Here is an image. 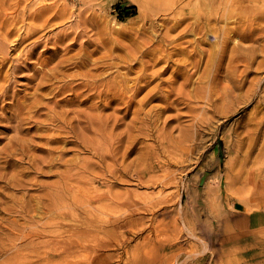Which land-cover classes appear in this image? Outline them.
Here are the masks:
<instances>
[{"label":"rangeland","instance_id":"rangeland-1","mask_svg":"<svg viewBox=\"0 0 264 264\" xmlns=\"http://www.w3.org/2000/svg\"><path fill=\"white\" fill-rule=\"evenodd\" d=\"M139 1L141 5L134 0H0V44H5L0 58L6 56L4 66L0 65V83L9 87L10 94L0 98V115L17 109L13 97L28 98L32 102L42 92L49 91L48 88L36 90L37 80L29 78L35 70H43V60H48V56L30 58L35 68L29 66L16 71L13 67L31 50V39L22 43L21 40L31 36L30 28L38 24L42 3L48 9L43 18L52 26L35 34H45L40 50L47 47L48 37L54 41L58 31L71 32L62 38L70 42L73 37L76 45L71 52L78 51L89 41L96 48L92 57L99 61L106 55L117 57L127 51L123 49L142 43L147 48L152 47L158 59L155 65L145 69L149 73L148 83L138 97L147 95L153 86H158L157 90L162 93L141 109H137V103L130 108L119 104L124 101L122 96L127 99L132 96V81L129 88L118 89L116 96H109L114 97L115 102L103 115L122 117L114 130L116 138L121 136L116 144L120 152L116 160L107 161L112 169L119 170L114 177L112 174L106 180L101 177L103 172L109 171L105 166L80 167L82 162L99 164L100 160L98 154L77 146L82 140L66 146L59 144L53 154L57 155L56 159L63 156L64 161L42 169L34 168L29 157L22 155L19 149L14 164L25 170V177L32 184L9 189L16 200L12 212L7 205L5 208L6 203L0 205V236L6 235L9 225L16 228L15 243L17 250H22V258L30 247L40 249L43 259H50L47 250L63 245L66 262L70 264H264V199L262 187H258V183L262 186L259 178L264 177V124L255 135L257 148L249 152L244 125L253 105H238L239 97L233 94L225 102L221 101L226 90L237 88L235 84L242 69V54L237 51L241 46L234 41L237 33L228 44L223 59L225 68L217 70L215 67L223 46L222 31L225 27L239 26L247 15L264 13V0ZM200 24L209 26V33L198 30ZM136 55L143 60L153 57ZM49 66L51 64H47L45 70ZM121 71H127L125 64L114 65L104 75ZM157 71H163L162 76H155ZM130 72L137 75L142 70L137 63ZM262 73L263 70L252 72L250 77H259ZM170 76L177 79L170 82L167 79ZM96 87L101 95L81 105H61L55 110L42 105L39 111L59 114L65 111L70 118L71 109L102 108L95 104L107 92L104 84H96ZM62 96L73 98L74 94L67 91ZM30 102H24L28 103L27 108ZM229 106L235 108L232 110ZM3 115L0 117V153L14 146L11 138L17 124L3 120ZM139 117L148 122L144 138L136 141L126 128L130 122L139 128L142 125ZM73 122L76 126V119ZM28 123L25 125L32 124ZM50 126L48 133L64 137L70 134L63 128L55 130ZM46 128L35 124L30 133ZM35 141L32 143L41 144V148L49 146L45 138L37 137ZM18 146L20 148L21 144ZM139 147L142 148L141 165ZM30 150L35 155H45L44 150ZM3 166L5 159L0 158V171L7 177L16 171L13 166L5 170ZM75 171L82 178L80 181L75 179ZM238 174H242L241 177ZM4 185L5 182H0V188ZM59 188L66 191L65 203L61 206L64 214L51 209L52 203L45 195ZM112 195L126 199V218L121 219L120 213L113 217L92 207L94 202L97 206L108 205ZM2 199L5 201L7 197ZM84 206H91L96 212L83 210ZM121 207H125L124 202ZM115 218L121 219L119 227ZM91 225H98L97 230H117L110 248L94 243L93 238L100 231H94ZM124 229L126 233H122ZM78 236L86 243L76 242Z\"/></svg>","mask_w":264,"mask_h":264},{"label":"bare ground","instance_id":"bare-ground-1","mask_svg":"<svg viewBox=\"0 0 264 264\" xmlns=\"http://www.w3.org/2000/svg\"><path fill=\"white\" fill-rule=\"evenodd\" d=\"M134 1L135 3L141 5V1L139 0H134ZM39 3H41V1ZM47 10L48 9L45 6V4L42 3L38 10L39 18H40V19L37 18L39 19L38 24H35L33 27L30 28L31 36H29L28 38H22L21 40L22 43L23 41H28L31 39L29 41V44H31V50L25 56V58L22 59L21 62L15 64L13 67L17 69L16 71L24 70L29 66L35 68V66H33L31 62H29L30 58L37 57L38 59H41L42 55L48 56V60H43V64H45L42 65L43 70L40 69L35 70V74L33 76H29V78L33 81L37 80L36 90L40 91V90H45L44 88H48L49 91L47 92L45 90L46 91L45 93L42 92L40 96L34 99L32 98L33 99L31 100L32 102H30L28 98L19 97L18 100L16 97H13L15 102H17L16 106L18 104L17 109L12 110L8 114L6 113L4 115L1 114L3 115V120L17 122V124H15L16 126H14L13 128L15 133L12 135L11 138L12 139L11 143L14 144V146L11 145V147L9 146L5 148L0 153V158L5 159V166H3L2 168L5 170L10 165L13 166V169H16V171H14L8 177L4 172L0 171V182H5V185L2 188H0V205L6 203L5 208L7 205L10 212L13 211V207H14L13 201L16 200V196L12 194L9 191V189L16 188L19 185L25 187L26 185L30 186L32 184V182L26 179L25 170L18 169L14 164L16 157H18L17 151L19 149L22 155H27L29 157V161L33 163L34 168L38 167L42 169L46 165L52 166L57 161L58 163H62L64 161L63 156H61L62 159L59 158L56 159L57 155L53 154L54 151H56L58 147H60L59 144H64V146H66L69 143H77V141L82 140L81 144H78L77 146H79L82 149L89 150L93 154H98L100 156V160H99V164L94 161L91 162L87 161L86 163L82 162L81 163L82 165L80 167H83L84 169H92L96 167L105 166L109 171L103 172L101 177L105 178V180L108 179L107 177H109V175L111 174L112 177H114L115 175H117V172L119 170L116 171L115 169H112L111 168L112 166L109 163H107V161L109 158H111L112 160H116L118 157V152H120V149H118V145L116 144L120 142L121 136L117 135L118 138H116V134L114 133V130L118 125H120L119 121L120 119H122V117H120L119 115H110V114L103 115V111L106 110V108L109 107L113 102H115L114 97H109V96L110 95L116 96V94H118V89L124 87L129 88L128 84L131 81L133 82L132 83L133 89H131L133 90L132 96L129 99L122 96L121 99H123L124 101H120L119 103L120 106H123L125 108H130L133 103H137V105H139L137 109H141V107H143V105L149 102L150 99L156 98L158 96L160 97L162 95V93H160V91H158L156 88L158 86H153L151 88V91L147 94L148 96L143 94L141 97H138L141 91L144 90V88L148 83L147 75L149 73H147L145 69L147 67L149 68V66L151 65L152 66L155 65L158 59V56H156V54L152 52V47L149 48L148 46L147 48L142 43L136 44L135 46L129 49L127 48L123 49L122 51L124 50L127 51H124L123 52L124 54L119 53L117 57H114L113 55H106L105 59L99 61L98 59H94L92 57L94 52L96 51V48H94L89 41L84 42L82 44V47L78 51L71 52V50H73L74 46L76 45L73 37H72L73 41L70 42L62 41L63 40L62 38L71 35V32L58 31L56 33V36L54 37V41H52V38L48 37L49 40H46V44H45L47 47L40 50V47L44 44L42 42V38L43 36H45V34L43 35H35V34H37L40 31H45L49 29L50 26H52V24L49 23L48 19L43 18L44 16L43 14L47 12ZM140 11L142 14L143 10L141 8ZM197 28L203 34H207L211 30L209 26L204 24H200ZM52 29L53 27L48 32H50ZM234 33H237V37L236 39H234V41L237 42V45L241 46V48H238L237 51L242 54V59H241L242 69L238 74V81L235 84L237 88L236 89L232 88V90L230 91L226 90L221 101L225 102L226 101L225 99L231 98L232 97L231 95L233 94L239 97L240 101L237 103L238 105L240 103H242V105H245L247 107L253 105L252 110L248 113V115L245 118L246 122L244 125L245 132L247 133L246 137L249 140L247 150L251 152L253 149L257 148L255 135H257L258 132H260V126L264 124V114L259 115L260 113H264V73H262L259 77L258 76L250 77V74L252 72H259V70H263L264 72V13H261L259 15L255 14L253 17L248 15L245 16L241 21V24L239 26H236L235 28L225 27V29L222 31L223 46L220 50V58L217 64L215 65L217 70H220L221 67L225 68V63L223 59L225 55H227L226 53H227L228 44L231 40H233L235 35ZM203 41H206V39H204ZM59 48H61V50L63 51H60ZM4 50H5V44L1 43L0 52H4ZM136 54L139 55L151 54L153 57L149 58V60H143L135 57L137 56ZM258 56H262V57L258 59ZM5 59L6 56L4 54L0 58V65L4 66ZM133 59L136 61L133 62L132 61ZM137 63L139 64V67L142 70V72L137 75H131L130 71L134 69V66ZM47 64L48 65L51 64V66L46 68L48 70H45ZM116 64H125L127 71H125V73H123L122 71L118 72L116 75H104L105 71H109ZM11 66L12 64H10L9 68H11ZM75 67L77 68L76 69L77 71H71V69ZM224 71L227 72L226 70ZM162 74L163 71L154 72L155 76H162ZM80 77H82L83 80L78 81L77 79ZM167 79H170V82H173L177 79V77L170 76ZM248 81L250 82V84H247ZM96 84H104L105 87H103V89L104 91L107 92V95L103 96L102 100L99 99L98 104H95V105H102V108H100V106H98L96 109L95 108L92 109L89 107L91 110L88 111H82V110L76 111L75 109H71L73 115L70 116V118L67 117V112L65 111H63L61 114H59L58 112L42 113L39 111L42 105H45L46 107H50V109L52 108L53 110H55L57 106H61V105H81L84 102L95 98L97 95H101V92L97 89ZM67 91L74 94V97L68 98L62 96ZM8 94H9V87L6 86L4 83H0V98H4L2 96H8ZM28 101L30 102L29 108L26 107L28 103H24ZM229 108L230 109L232 108L233 110L235 106L234 107L229 106ZM61 109L63 108L61 107ZM75 119L78 128L76 127L77 125L76 126L74 125L73 120ZM138 119H139L138 121L142 124L139 126V128L138 126L134 127V124L132 122L130 123L133 126L127 123L128 126L126 128V131L129 132V135L132 133V137L134 136V138H136L134 140L136 141L142 140L144 138V134L146 133L145 126L147 125L148 122L145 121L144 117H139ZM28 122L32 124L30 126H26L25 123ZM39 123L40 126H47V128L41 129L37 132L35 131V133L33 134L30 133V130L33 128V125L35 124L39 125ZM112 124L114 126L113 128H111ZM50 125H53L55 130L57 128L58 129L63 128L62 130H65L70 134L66 135L67 137L66 138L59 133L58 134L53 132L48 133L47 131L52 129ZM72 136H74V138H72ZM98 136H101V138L98 139ZM37 137L45 138L47 140L46 144H48L49 146L41 148V144L34 145L32 141L36 142L35 140L37 139ZM19 143L21 144L20 148L18 146ZM32 148L44 150L45 155H35L30 150ZM139 153H140L139 163L141 165L142 164L141 147H139ZM246 160L243 161L245 162ZM76 174L77 172L75 171L74 176ZM78 174L76 175L75 179L77 181H80L82 178L78 176ZM238 175L241 177L242 174H238ZM259 179L260 181H262L261 183L262 186H260L258 183V187L264 188V177H260ZM242 183L244 185L245 182L242 181ZM262 188L260 190L262 192L261 195H263L262 197L264 199V192H263L264 190H262ZM7 189L8 191H6ZM45 195L52 203L51 209L53 208L64 214L61 206L62 203L63 204L65 203V196H66L65 189L59 188L54 191H47ZM4 196L7 197L5 201H3L2 199ZM108 200H109V202L107 203L108 205L97 206V203L94 202L92 204V207H97L96 208L97 210L107 214H111L113 215V217L114 216L117 217L119 213L121 214L120 216H122L121 219L127 217L128 208L126 206L127 204L126 199L122 197L120 200L119 197L116 198V196L114 197L112 195L109 196ZM191 201L193 202V200ZM123 202L125 203V207H121V203ZM89 203L91 204V202ZM48 209H49L48 212H50L51 211L50 207ZM83 210L89 212H96V210L93 209L91 210V206L89 207L84 206ZM247 210H250V208ZM56 220L59 219L56 218ZM120 220H116L117 227H119ZM101 224L100 227L103 228L104 226H102ZM91 226L94 227V231H96L97 230L96 228H98V225L95 226L91 225ZM7 229L8 230L6 235L0 236V257L3 254H6L4 259L0 261V264H70L66 262L65 254L63 252L65 247L63 245H57L55 248L47 250V254L51 257L50 259H43L42 258L43 256H41L40 249L30 248V247H27L28 253L25 255V257L22 258V255H20V253L22 254V250L18 251L15 243V238H17L16 228H13L12 226L9 225ZM97 231L100 232H98V235L94 236L95 238H93V240L96 239V242L94 243L98 244V246L105 245L108 248H110L109 246L111 245V239L113 236H116L117 230H115L114 228L112 230L99 229ZM122 231H123L122 233H126L125 229ZM0 233H1V229H0ZM107 233H109V235ZM89 237L91 238L92 236ZM80 239L81 238L78 236V238H76L75 241L82 244L86 243L85 241L82 240L80 241ZM47 246L50 247L52 245L47 244ZM70 251L73 250L70 249ZM54 253H56V256L53 257ZM76 264H81V263H76Z\"/></svg>","mask_w":264,"mask_h":264}]
</instances>
